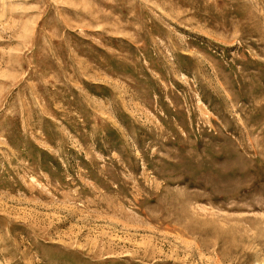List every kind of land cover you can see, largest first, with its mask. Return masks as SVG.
I'll return each instance as SVG.
<instances>
[{
  "label": "rangeland",
  "instance_id": "obj_1",
  "mask_svg": "<svg viewBox=\"0 0 264 264\" xmlns=\"http://www.w3.org/2000/svg\"><path fill=\"white\" fill-rule=\"evenodd\" d=\"M0 264H264V0H0Z\"/></svg>",
  "mask_w": 264,
  "mask_h": 264
}]
</instances>
